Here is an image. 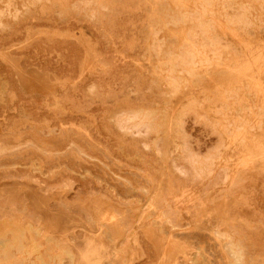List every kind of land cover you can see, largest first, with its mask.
<instances>
[{
    "label": "rangeland",
    "instance_id": "374dc122",
    "mask_svg": "<svg viewBox=\"0 0 264 264\" xmlns=\"http://www.w3.org/2000/svg\"><path fill=\"white\" fill-rule=\"evenodd\" d=\"M0 264H264V0H0Z\"/></svg>",
    "mask_w": 264,
    "mask_h": 264
},
{
    "label": "bare ground",
    "instance_id": "6f19581e",
    "mask_svg": "<svg viewBox=\"0 0 264 264\" xmlns=\"http://www.w3.org/2000/svg\"><path fill=\"white\" fill-rule=\"evenodd\" d=\"M244 72H245V70H244ZM262 149V148H261ZM238 252H235V254H237ZM236 256H239V254H237Z\"/></svg>",
    "mask_w": 264,
    "mask_h": 264
}]
</instances>
